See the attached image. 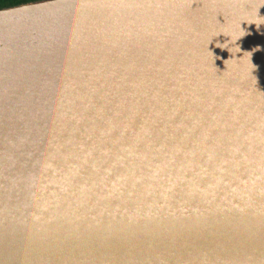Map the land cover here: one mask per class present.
Masks as SVG:
<instances>
[{"label":"water","instance_id":"1","mask_svg":"<svg viewBox=\"0 0 264 264\" xmlns=\"http://www.w3.org/2000/svg\"><path fill=\"white\" fill-rule=\"evenodd\" d=\"M0 264H264V0L0 7Z\"/></svg>","mask_w":264,"mask_h":264},{"label":"bare ground","instance_id":"2","mask_svg":"<svg viewBox=\"0 0 264 264\" xmlns=\"http://www.w3.org/2000/svg\"><path fill=\"white\" fill-rule=\"evenodd\" d=\"M223 141H224V146H234L235 145L229 142L226 138H223ZM220 154L224 156L223 160L220 159ZM205 159H209L212 162L214 161L215 164H218V163L224 164V166L222 167H227V168H230L234 164H238L239 166L248 167V168H251L252 166V159L250 158L249 153H246L236 148H230V147L214 149L209 153V156L205 157ZM246 177H249V174L247 172H246ZM110 193L115 195L113 192H110ZM132 233H136V232H132ZM163 235L164 234L162 232L161 236ZM102 237H108V236L103 235ZM140 238H141V233L133 235V239H140Z\"/></svg>","mask_w":264,"mask_h":264},{"label":"trees","instance_id":"3","mask_svg":"<svg viewBox=\"0 0 264 264\" xmlns=\"http://www.w3.org/2000/svg\"><path fill=\"white\" fill-rule=\"evenodd\" d=\"M27 1H32V0H0V7L10 6L13 4H18Z\"/></svg>","mask_w":264,"mask_h":264}]
</instances>
